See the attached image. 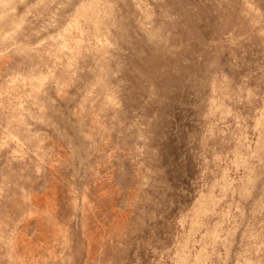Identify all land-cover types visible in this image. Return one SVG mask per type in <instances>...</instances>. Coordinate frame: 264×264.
I'll use <instances>...</instances> for the list:
<instances>
[{
    "label": "rangeland",
    "instance_id": "374dc122",
    "mask_svg": "<svg viewBox=\"0 0 264 264\" xmlns=\"http://www.w3.org/2000/svg\"><path fill=\"white\" fill-rule=\"evenodd\" d=\"M0 264H264V0H0Z\"/></svg>",
    "mask_w": 264,
    "mask_h": 264
}]
</instances>
